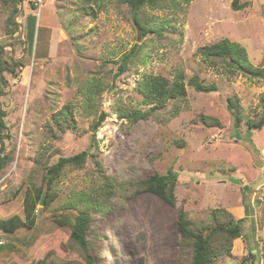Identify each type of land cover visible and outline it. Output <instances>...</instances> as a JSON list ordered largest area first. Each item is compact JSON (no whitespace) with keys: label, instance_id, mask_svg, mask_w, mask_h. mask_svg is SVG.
<instances>
[{"label":"rangeland","instance_id":"rangeland-1","mask_svg":"<svg viewBox=\"0 0 264 264\" xmlns=\"http://www.w3.org/2000/svg\"><path fill=\"white\" fill-rule=\"evenodd\" d=\"M233 1L193 0L164 10L147 9L143 17L157 33L146 37L129 6L117 0H102L94 16L76 0H26L16 17L19 30L11 36L6 33L11 7L0 2L2 58L19 65L13 76L4 72L8 86L0 97L10 135L5 148L12 158L0 176L2 217H25V200L35 196L28 179L36 169V153L50 144V164L83 151L95 154L100 163L97 167L89 157L81 168H66L55 202L60 205L87 192L107 205L108 211L93 213L88 233L96 264H179L181 207L205 236L211 233L206 227L216 209L227 210L240 222L242 237L233 242L231 254L215 264H264V127L248 132L247 125L263 113L264 80L235 68L238 73L230 74L229 60H206L199 53L228 38L264 70V0H240L250 3L240 11L232 9ZM133 48V61L120 72L123 56ZM179 73L186 83L197 75L205 84H216L218 91L199 93L187 86L186 101H167L148 119L132 125L119 118L116 109L122 105L151 108L138 90L142 78L162 76L172 82ZM96 83L101 94L95 112L88 115L85 94ZM231 97L242 108L240 140L235 113L228 109ZM65 106L73 107L77 129L62 134L51 119ZM103 112L108 117L93 139L91 126ZM202 116L221 125L208 127ZM170 169L179 174L177 206L148 192L132 196L135 182L155 172L166 175ZM35 178L40 181V174ZM0 242L6 240L0 237ZM67 243L63 233L54 232L35 250L34 260L51 253V264H85ZM0 256L10 257L8 264L32 262H21L10 250ZM192 259L189 250L182 264H192Z\"/></svg>","mask_w":264,"mask_h":264},{"label":"trees","instance_id":"trees-1","mask_svg":"<svg viewBox=\"0 0 264 264\" xmlns=\"http://www.w3.org/2000/svg\"><path fill=\"white\" fill-rule=\"evenodd\" d=\"M26 0H0L5 7H11L8 14L6 33L15 35L20 27L16 17L21 12V6ZM83 6L82 10L90 16H94L95 6H101L102 0H76ZM193 0H117L120 4H126L134 13V22L142 31V35L146 37L149 33H157L153 29L149 20H146L145 10H164L175 4L188 5ZM249 2L240 3V0L232 2V9L240 11L249 6ZM33 9H37L31 4ZM63 22V21H62ZM66 30H68L65 27ZM72 30V29H71ZM70 31V30H68ZM199 53L206 60H229L230 74H236L238 71L234 69L239 66L243 71L252 78H261L264 80V70L255 67L249 60L246 50L240 44L223 39L218 43L205 46L199 49ZM135 48L130 53L125 54L122 58L120 72L127 69V65L133 61ZM3 52L0 49V97L5 93L3 88L8 86V80L5 78L4 72H8L12 76L16 74L15 68L17 62L9 63L2 58ZM12 61H14L12 59ZM213 61V62H214ZM94 84V83H93ZM89 85L86 97V112L92 115L95 112V99L100 96V83ZM187 86L193 87L199 93L217 92L216 84H205L200 81L197 75L191 79L184 81L183 73H179L174 81H170L162 76H151L148 80L141 79L138 90L144 98V104L150 106L148 111L136 108H128L126 106L117 107V114L120 119L127 120L130 124H136L141 119H148L154 110H162L167 101H186ZM237 98L228 99V109L237 115L239 122L242 121L241 106ZM1 107V102H0ZM264 109V108H263ZM235 110V111H234ZM7 113L0 108V176L2 172L12 162L11 156L6 152V140L10 139V135L6 128L5 118ZM107 113H101L97 120L92 124L93 139L95 133L107 119ZM201 121L208 127H219L220 122L211 117H201ZM51 123L55 124V130L58 133H66L67 131H76L77 123L73 115V107L65 106L62 110L54 114ZM249 131H262L264 127V110L258 120H248ZM50 136L56 140L58 136L54 135L53 126H47ZM176 145L184 147L185 143L175 142ZM53 145L46 144L36 153L35 168L32 175L28 179L29 185L34 188V199L27 198L24 203L25 217L14 214L8 218L2 217L0 214V237L6 242L0 245V255L7 250L12 251L15 256L23 263L31 264H51V253L43 254L39 259L34 260L35 250L46 243L52 234L56 231L63 233L68 238V245L76 249L82 256L85 264H96L93 254L90 251V241L88 233L91 230L93 213H104L108 211L107 205L101 203L97 196L87 192H80L71 197L68 201L60 205L55 202L60 197L59 184L61 177L66 168H81L90 157L95 159L97 167L100 163L95 154L83 151L72 157H59L58 161L50 164L51 158L47 155L53 152ZM53 157L54 154H51ZM40 174V181L38 178ZM179 181V174L170 169L166 175L155 172L146 180L135 182L133 185L132 196L141 192H148L161 198L170 206H177L176 187ZM107 191L111 187H108ZM47 187V194L43 208L37 210L41 201L44 188ZM39 216L35 215L36 212ZM212 224L208 225L210 234L205 236V230L194 224L189 218L187 212L181 207L178 211L177 229L180 234L178 242L179 251L181 253L178 263L182 264L183 256L187 251L192 252V264H215V262L223 257L229 256L233 248V242L242 237L240 222L225 209H216L211 216ZM58 246V244H56ZM56 246V247H57ZM61 246V245H60ZM249 257L252 259L254 255L250 252ZM10 257L0 256V264H8ZM255 264V263H252Z\"/></svg>","mask_w":264,"mask_h":264},{"label":"water","instance_id":"water-1","mask_svg":"<svg viewBox=\"0 0 264 264\" xmlns=\"http://www.w3.org/2000/svg\"><path fill=\"white\" fill-rule=\"evenodd\" d=\"M139 34H140V32H139ZM234 68L236 70H238V71L244 72L243 69L241 67H239V66H235ZM234 118H235L236 138L240 140L241 139V136H240V133H239L240 122L238 120L237 115H235ZM46 194H47V187L44 188V191H43L42 196H41V201H40V204H39L42 208L44 207V204H45Z\"/></svg>","mask_w":264,"mask_h":264},{"label":"built area","instance_id":"built-area-1","mask_svg":"<svg viewBox=\"0 0 264 264\" xmlns=\"http://www.w3.org/2000/svg\"><path fill=\"white\" fill-rule=\"evenodd\" d=\"M3 242H0V245L2 244Z\"/></svg>","mask_w":264,"mask_h":264}]
</instances>
